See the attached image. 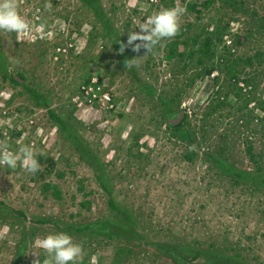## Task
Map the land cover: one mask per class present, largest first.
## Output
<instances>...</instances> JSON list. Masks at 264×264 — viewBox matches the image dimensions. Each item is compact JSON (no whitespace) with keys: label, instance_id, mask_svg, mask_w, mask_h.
<instances>
[{"label":"rangeland","instance_id":"rangeland-1","mask_svg":"<svg viewBox=\"0 0 264 264\" xmlns=\"http://www.w3.org/2000/svg\"><path fill=\"white\" fill-rule=\"evenodd\" d=\"M90 1L17 0L38 30H0V145L41 165H0V264H44L34 242L58 231L78 264H264V0ZM177 4L174 37L128 43ZM93 77L112 106L75 105Z\"/></svg>","mask_w":264,"mask_h":264},{"label":"clouds","instance_id":"clouds-1","mask_svg":"<svg viewBox=\"0 0 264 264\" xmlns=\"http://www.w3.org/2000/svg\"><path fill=\"white\" fill-rule=\"evenodd\" d=\"M44 7L50 9L51 4L45 3ZM185 12L186 8L179 4L152 12L139 24V31L129 32L128 43L140 41L142 43L135 44L136 48L143 46L148 52L151 51L155 46L178 33L179 21ZM42 27L43 25H40V28ZM0 30L16 33L20 38L30 36L38 29L33 21L19 12L17 0H0ZM18 163L30 173L37 172L41 167L31 145H20L15 150L6 144L0 145V165L15 169ZM34 244L47 254L48 259L44 264H78L83 251L81 244L63 231L38 237Z\"/></svg>","mask_w":264,"mask_h":264},{"label":"trees","instance_id":"trees-1","mask_svg":"<svg viewBox=\"0 0 264 264\" xmlns=\"http://www.w3.org/2000/svg\"><path fill=\"white\" fill-rule=\"evenodd\" d=\"M83 1H85V2H90L91 4H94V1L92 2V1H90V0H83ZM211 1L212 0H207V2H206V4H210L211 3ZM95 2H97V1H95ZM96 4V3H95ZM191 4V3H190ZM189 4V5H190ZM215 36L219 39V42H222L221 41V39L223 38V35L221 36L220 34L219 35H216L215 34ZM178 37H180V36H178ZM197 43H200L201 44V57L199 58V60L200 61H202L203 60V56H205V55H207L208 54V52H209V50H212L213 51V47L212 46H214V45H216V43H215V41H213V39H212V37H210V36H208L207 38H205L204 40H202V41H197ZM188 45V38H186L185 40H180L179 38H176V39H174V40H172V41H169V42H167L166 43V45H165V51H166V57L167 58H174V57H176V56H180V57H184V54L187 52V50H188V48L187 47H185V46H187ZM195 52V51H194ZM192 54H193V51H190L187 55H191L192 56ZM213 67H210L209 69H208V72H210L211 71V69H212ZM7 76V75H6ZM22 78V77H21ZM10 79L13 81V82H15V83H17V84H23V86L25 87V88H28L26 85H24V81L22 80H20L19 78H17V77H15V76H11L10 77ZM30 89V88H29ZM39 90V89H38ZM33 93L35 94H38V95H40V92L39 91H37V89H36V87H34V90H33ZM41 104H43V105H46V104H48V101H45L44 103H41ZM173 114L175 115H177V112L175 111V110H173V108L172 109H170L169 111H168V113H167V115H169V116H173ZM70 226H72V225H70ZM160 250H163V248L161 249L160 248ZM168 251L170 252V254L171 253H174V251L173 250H171L170 248H168ZM196 255H198L197 253H196ZM174 257L175 258H179L178 256H176L175 254H174ZM242 264H244V263H242Z\"/></svg>","mask_w":264,"mask_h":264},{"label":"built area","instance_id":"built-area-1","mask_svg":"<svg viewBox=\"0 0 264 264\" xmlns=\"http://www.w3.org/2000/svg\"><path fill=\"white\" fill-rule=\"evenodd\" d=\"M97 80V77H93L91 85H82L78 90V93L75 94V96H72L76 106L81 107L83 104H87L88 106L100 104L101 106L107 108L113 105L111 103L112 99L110 93L103 90L102 87L97 84ZM6 112L8 111L4 110V114H6ZM15 113H18L17 110H15ZM37 121L38 120H30L31 123L35 124Z\"/></svg>","mask_w":264,"mask_h":264},{"label":"water","instance_id":"water-1","mask_svg":"<svg viewBox=\"0 0 264 264\" xmlns=\"http://www.w3.org/2000/svg\"><path fill=\"white\" fill-rule=\"evenodd\" d=\"M182 115H183V114H182V113H180V114H179V118H181V116H182Z\"/></svg>","mask_w":264,"mask_h":264}]
</instances>
